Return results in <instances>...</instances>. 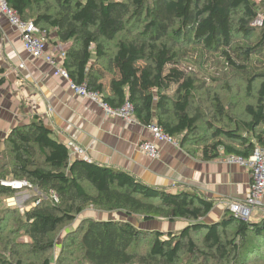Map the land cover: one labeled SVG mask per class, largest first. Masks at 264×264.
I'll use <instances>...</instances> for the list:
<instances>
[{
  "label": "trees",
  "instance_id": "obj_1",
  "mask_svg": "<svg viewBox=\"0 0 264 264\" xmlns=\"http://www.w3.org/2000/svg\"><path fill=\"white\" fill-rule=\"evenodd\" d=\"M8 2L25 20L53 32V44L67 46L63 65L75 83L86 82L113 107L130 100L139 122L157 123L190 153L204 160L248 158L257 144L264 146V21L254 24L264 17V0ZM192 50H201V58ZM208 53L224 59L233 77L212 93L220 78L205 71L213 87L206 89L210 113L198 101L205 95L199 90ZM237 83L250 99L244 118L231 114L223 98ZM9 179L28 183L30 209L5 202L17 192L3 183ZM213 206L197 192H169L128 170L72 155L39 116L16 125L0 144V264H54L56 248L57 264H179L185 252L222 264L264 260V217L246 221L230 211L218 222L202 221ZM90 209L103 215L86 217ZM115 212L126 218L105 215ZM138 216L189 223L165 232L138 227L130 220ZM143 241L148 251L138 257L134 249Z\"/></svg>",
  "mask_w": 264,
  "mask_h": 264
},
{
  "label": "crops",
  "instance_id": "obj_2",
  "mask_svg": "<svg viewBox=\"0 0 264 264\" xmlns=\"http://www.w3.org/2000/svg\"><path fill=\"white\" fill-rule=\"evenodd\" d=\"M53 70L51 64L29 55L19 31L0 13V77L5 78L0 84L1 145L16 125L39 116L62 142L83 147L85 153L78 154L82 158L87 155L99 164L128 170L153 187L197 192L213 200V208L202 219L206 223L220 221L230 214V202L247 198L252 181L247 167L227 162V155L204 160L181 144L165 141L157 142L161 154L152 158L139 148L140 142L154 140L148 124L107 116L97 101L76 95L69 80L55 76ZM24 204L30 209L35 202ZM88 214L103 215L91 209ZM263 217L264 206L255 208L253 222Z\"/></svg>",
  "mask_w": 264,
  "mask_h": 264
},
{
  "label": "built area",
  "instance_id": "obj_3",
  "mask_svg": "<svg viewBox=\"0 0 264 264\" xmlns=\"http://www.w3.org/2000/svg\"><path fill=\"white\" fill-rule=\"evenodd\" d=\"M0 13L4 14L9 22L19 31L24 47L29 55L34 59H42L51 64L54 69V75L69 80L70 88L76 95L97 101L107 116L121 117L126 120L127 123H132L137 120L134 115V104L130 100H127L120 107H113L103 100L100 92L89 90L86 82L81 84L75 83L70 78L69 72L63 65L66 58L67 46L62 43L53 44L52 41H50L51 34H47L45 30H41L33 21L25 20L16 9L11 7L8 0H0ZM24 66L25 63H21V67ZM49 111L53 112L52 109ZM147 127L151 131L154 140L140 142L139 148L150 157H160L161 152L159 144L157 143L158 141L171 142L180 146L179 140L176 137L167 134L157 123L151 122ZM68 145L73 154L83 155L85 153L84 148L75 142H69ZM84 158L90 160L87 155H85ZM225 159L229 163H238L247 167L252 174L250 191L247 198L229 203V210L232 213L243 220L252 221L255 208L264 206V146L257 144L254 148L253 154L248 158L229 155L226 156ZM3 183L5 185H11L14 188L28 185L26 181L17 180H6L3 181ZM31 197L32 195L30 192L28 193L25 191V193L15 197L16 203L14 205L23 209L27 208L24 203H21V200L22 198L28 200Z\"/></svg>",
  "mask_w": 264,
  "mask_h": 264
},
{
  "label": "rangeland",
  "instance_id": "obj_4",
  "mask_svg": "<svg viewBox=\"0 0 264 264\" xmlns=\"http://www.w3.org/2000/svg\"><path fill=\"white\" fill-rule=\"evenodd\" d=\"M259 1V0H257ZM261 1V0H260ZM263 19V20H262ZM264 21V17L262 14L259 15V17L257 18L256 22L254 21V24H258V25H262ZM193 54V58H201L200 56L202 55V51L201 50H192L191 52ZM193 60V59H192ZM206 60V61H205ZM203 64L201 66H203V68L201 69L202 72V76L201 79H203L201 81V86H200V92H203L205 95L203 96V98H198L199 104L203 105L204 107V111L210 113L212 108L210 107V98L207 96V90L206 89H210L213 88L211 87V79L210 77L205 76V71L208 73H212L215 75L216 78H220L218 80V83L214 84V89L212 90V93H214L215 91L217 92L218 90H224L223 85L221 84V82H223V78L229 82L231 80V77L228 76V73H231V71L226 67L227 65L225 64L224 59H222L221 57H218L216 55V57H214V55L212 53H208L206 58L203 59ZM210 64V65H208ZM198 66V65H196ZM201 74V73H200ZM233 78V77H232ZM240 84L237 83L236 87L233 88L232 91L230 92H225L223 98L225 99V102H227V104H231V105H227L230 109L229 111L231 112V114L235 115L237 118L239 117H245V105L248 104L250 102V99L247 98V95L245 93V89L242 88L243 85L239 86ZM226 91V90H225ZM202 96V95H201ZM209 118V117H206ZM217 124L223 125L224 123H228V121H225L224 123L219 120V122H216ZM202 134H204L207 130L208 127L206 126L205 123H202ZM212 130H209L207 132V136H209L211 134ZM206 138V137H205ZM238 164V163H237ZM8 181H12L11 179H9ZM17 192L16 194L10 195L5 199V202H7L8 206H14L17 207L16 205H14L16 203V199L15 197L18 195H21L22 193H25V191H29L26 190V187L23 185L19 188H16ZM24 191V192H23ZM33 199V197L27 199L22 198L21 203H25L26 201L29 202ZM34 201V199H33ZM10 203V204H9ZM106 215H113L115 216V218H126V216L123 213H106ZM92 215L88 214L86 217H90ZM139 217L141 219H139ZM130 220H132L138 227L141 228H146V229H160L163 231H179L181 229L184 228L185 225H187L188 221H175V222H169L168 219L165 218H157L155 220L152 221H146L143 220L142 216H138L137 218L131 217ZM78 224L77 221H75V223H73L72 225H68V227H75ZM64 228L61 233L59 234V241L58 243L61 242L62 238H63V234L64 231L68 228ZM170 228V229H169ZM234 226L230 227V230H233ZM231 232V231H230ZM193 236L196 237L198 240H200L202 238V234H198V233H193ZM148 241V240H147ZM148 251V245L147 242L143 241V243L141 245H139L136 249H134L135 254H138L139 256L145 255L147 254L146 252ZM59 257V251L58 248H56L52 254V260L54 262V264H57V259ZM249 264H264V260L263 258L260 257H249ZM183 262V263H182ZM179 264H222V262H220L218 259L217 260H209L201 255L198 254H194V255H190L188 252L183 253V255L181 256V260L179 262ZM225 264V263H224Z\"/></svg>",
  "mask_w": 264,
  "mask_h": 264
},
{
  "label": "water",
  "instance_id": "obj_5",
  "mask_svg": "<svg viewBox=\"0 0 264 264\" xmlns=\"http://www.w3.org/2000/svg\"><path fill=\"white\" fill-rule=\"evenodd\" d=\"M88 161H90V160H88Z\"/></svg>",
  "mask_w": 264,
  "mask_h": 264
}]
</instances>
